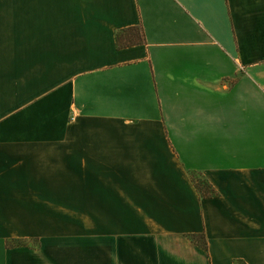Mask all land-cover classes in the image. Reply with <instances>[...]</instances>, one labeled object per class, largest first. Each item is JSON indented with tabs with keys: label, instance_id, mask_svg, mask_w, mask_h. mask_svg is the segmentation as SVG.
Segmentation results:
<instances>
[{
	"label": "crops",
	"instance_id": "obj_1",
	"mask_svg": "<svg viewBox=\"0 0 264 264\" xmlns=\"http://www.w3.org/2000/svg\"><path fill=\"white\" fill-rule=\"evenodd\" d=\"M0 264H264V0H0Z\"/></svg>",
	"mask_w": 264,
	"mask_h": 264
},
{
	"label": "trees",
	"instance_id": "obj_2",
	"mask_svg": "<svg viewBox=\"0 0 264 264\" xmlns=\"http://www.w3.org/2000/svg\"><path fill=\"white\" fill-rule=\"evenodd\" d=\"M188 178L200 198H212L216 196V193L200 174L190 171L188 172ZM189 239L192 243L197 244L203 250L205 249V242L201 235H190ZM24 244L25 242L23 240L6 242V245L8 246H20Z\"/></svg>",
	"mask_w": 264,
	"mask_h": 264
},
{
	"label": "rangeland",
	"instance_id": "obj_3",
	"mask_svg": "<svg viewBox=\"0 0 264 264\" xmlns=\"http://www.w3.org/2000/svg\"><path fill=\"white\" fill-rule=\"evenodd\" d=\"M77 235V231H72V235Z\"/></svg>",
	"mask_w": 264,
	"mask_h": 264
}]
</instances>
